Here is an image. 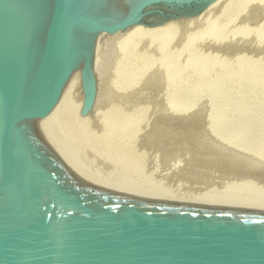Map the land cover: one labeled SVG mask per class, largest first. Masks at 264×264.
Listing matches in <instances>:
<instances>
[{
    "label": "water",
    "instance_id": "1",
    "mask_svg": "<svg viewBox=\"0 0 264 264\" xmlns=\"http://www.w3.org/2000/svg\"><path fill=\"white\" fill-rule=\"evenodd\" d=\"M216 1L0 0V264H264V216L145 201L129 175L65 148L47 117L75 71L92 112L98 35Z\"/></svg>",
    "mask_w": 264,
    "mask_h": 264
},
{
    "label": "rangeland",
    "instance_id": "2",
    "mask_svg": "<svg viewBox=\"0 0 264 264\" xmlns=\"http://www.w3.org/2000/svg\"><path fill=\"white\" fill-rule=\"evenodd\" d=\"M236 2L234 1V7L232 5L231 7L237 10V13L231 8V11L225 15L226 17H223L224 19L218 21L219 25L222 26L221 30L223 28L221 31L220 26H218V29L220 30V37L218 35V37L216 36L217 33L211 34V32H208L209 29H207L208 27L206 23H208V25L210 23H218L217 20H219V18H216V20L215 17L212 16H216L218 14V10H214L217 13L211 14L208 17L209 20L207 18L208 15L205 16L203 24L206 26V28L203 25L201 26L202 22H200V27H198V25L196 26L197 29L195 26L192 30L190 29L191 33H189L190 31L187 33L185 32L186 34H184L183 31H179L180 33L176 32L174 36H171L172 39L170 38V41L168 40V43L165 41V43L163 42L164 45H159V41V43L154 45L152 44V46L143 40L142 42L138 41L140 43L137 44V41L134 40L131 43L136 45L132 44L133 46L129 43L130 46L127 45L125 46L126 48H124L121 44H115L118 50L116 49V46L114 47V45L110 46L112 48L114 47L113 49H110V47L107 48L104 52L105 54L103 53V61L99 59L100 62H98L105 63L98 64V66H105L104 68L99 66V71L96 73V75H98L96 76L97 83H99L100 80L102 85L106 84L105 86L101 87L99 86L100 83L97 84L100 87L99 88L97 86V95L101 90V101L103 103L101 102L100 105L98 104L99 107L94 112V119L89 122L90 126H87L88 129H78V133L81 130L82 134L81 131L80 134L82 136L83 134L85 135L84 138L80 137V140H78V136L80 134L78 135L77 129L75 130L78 136L76 135L75 131H73V129L71 131V128L70 130L67 128V131L64 132V134L66 133L67 135L68 133H71L68 134L69 137L65 135V138L62 140L64 146H67L66 148L69 150L71 149L73 153L76 152L77 154H75L84 160L100 163L122 173L124 172V174H127L132 178L133 182H139V184L143 182V185L146 187L145 189L158 190L160 193L164 192L167 196L170 195L171 197H176L178 199H189V201L202 202L203 199L226 197L232 192V189L235 186L234 184L231 185V183L234 181L239 182V179L240 182H243L242 179L244 180V183L242 184H246L245 187H247L248 190H253L255 187L254 185L257 183V187L255 188L256 190L257 188L260 189L259 182H263L260 184L262 186L261 189L257 190L262 192L261 190L264 188V179H262L264 178L262 177V175L264 176V153H261V149L264 145V137L262 136L263 133L261 134V130L264 125H255L250 127L248 124L255 119L264 122V73H262L264 72V17L262 18V16H264V0H258V2H256V0H245L244 2L241 1L239 2L241 5L237 4L241 8L236 5ZM242 5L244 8H242ZM250 6L253 7V12ZM246 7L247 10L249 9V12L246 11ZM254 10H257V13H255ZM238 12L241 14V16H239L240 14ZM236 14L239 18L236 16ZM236 17L237 20H235ZM211 18H213V20ZM261 19L263 21L260 23ZM231 24L233 25L230 26ZM202 27H204L206 31H203ZM232 27L233 29H238H236L237 34L235 30L232 31ZM224 32L227 34H223ZM246 33L248 35L244 37V34ZM208 34H211V36ZM187 35H190L189 37L192 38L189 39ZM212 36L219 39L217 40L213 38L212 41ZM183 38L185 39L183 40ZM208 38L212 42H209ZM206 41H208L210 44H207ZM180 42H184L185 44H181ZM220 42L222 45H225L226 43V47L224 46V48H221L222 45ZM229 43L231 47H234L233 50L229 46ZM214 45H216V47ZM210 47H214V49ZM215 48L217 49L215 50ZM219 48L220 51L218 50ZM225 48L226 50H224ZM133 49L134 53L136 52L135 55L133 53ZM236 49L239 50L235 51ZM111 50H114L113 55ZM175 50H179L180 55L178 51ZM216 51L219 52L220 55L216 53ZM125 52L127 54H124ZM175 53L176 55L178 53L177 57ZM213 53H215V55ZM157 54H160L161 57L159 55L157 56ZM236 54L238 56H236ZM105 55H110L111 57L113 56V58H105ZM123 55H126L127 58ZM169 55L170 58L174 55V58H171L173 60H169ZM239 56L242 57L240 58ZM157 57H160L161 59H158ZM230 59L233 61L230 62ZM236 59H238L240 63H238L239 61ZM104 60H108L107 63ZM229 63H233L231 64L232 66L230 65L231 67L228 65ZM158 64H161V66H158ZM219 64H221V67H223L221 68ZM234 64L236 66H233ZM154 66H158L159 70H157V68L155 70ZM119 67L122 68L120 69ZM101 68L102 70H100ZM117 68L122 71L124 69L125 70L122 72ZM216 69H220V71L218 72ZM148 71L153 72L150 73ZM260 72L262 74H260ZM102 74L105 75L102 76ZM205 74L207 75L206 77ZM260 75H262V77ZM99 77L101 78L99 79ZM102 77L103 79L105 78V82H103L104 80L102 81ZM171 78L173 80H171ZM166 79L169 81L167 82ZM162 81L164 84H168L164 85ZM108 88H114L110 91L112 92L111 95H115L117 93L115 96H118L110 97L111 95ZM104 92H106L105 95ZM106 94L108 95V99L106 98ZM102 98H106L107 101H103ZM122 105H127V107L134 106L133 108L138 112H135L134 114V111H132L134 109L132 107V110L130 109L129 111V107L126 110L125 107L124 109L122 108ZM121 109L123 110V113L125 112V115L127 114V116L123 114L120 116L122 113ZM109 110H112V112L110 113ZM128 112H130V114ZM81 113L82 112L80 111V115ZM106 113L113 115V118L110 115L111 119L109 116L108 119L109 123L111 121V124L116 127V131L114 133L112 131V133L108 136L109 138L103 135L106 140L108 139L107 141L101 135L103 130L104 134L105 130L108 131L109 129L108 126L105 127V123H108ZM114 114L116 115V120H114ZM117 114H119V116H117ZM103 115L107 121L103 118ZM98 116H100V118L102 116V118L105 120V125L102 123L104 122L102 121V118L100 120ZM99 120L102 121L101 125H99ZM131 121H133V123L136 121V125H138L134 128L132 127V129L130 127L129 129H126V124H130ZM168 123L170 125H168ZM171 126L174 127L172 128V132L170 134L168 132L171 129ZM175 126L178 130L175 128ZM122 127H125V129ZM257 127L259 128L257 129ZM129 130L132 131L129 132ZM119 131L122 132L120 133ZM85 133H88L89 136ZM120 134H122V136ZM86 135L88 139L90 137V141H87ZM119 135L120 138L117 139ZM114 136H117V138ZM74 137H76L77 142H71V139L69 141V138H72V141H74ZM83 139H85L88 144H86V142L83 143V141H81ZM80 141L82 143H80ZM252 141L255 143L253 144ZM91 142H93V144ZM71 143H79V145L81 144L83 146L76 145L78 149L76 148L77 150H74L72 149L73 144ZM246 146L248 147L246 148ZM112 149L114 151H111ZM116 149L119 151H115ZM240 149H242V151ZM235 157L238 159L233 160ZM240 172V177L242 176L241 178L239 177ZM236 173H238V175H236ZM149 177L151 178L149 179ZM255 179L258 181H254ZM237 182H234L236 183L235 188L240 185L239 183L237 184ZM252 182L257 183L253 184ZM147 184H149V186ZM229 186L233 187L231 188ZM240 193H242V191L237 190L234 192L236 196L240 195Z\"/></svg>",
    "mask_w": 264,
    "mask_h": 264
},
{
    "label": "bare ground",
    "instance_id": "3",
    "mask_svg": "<svg viewBox=\"0 0 264 264\" xmlns=\"http://www.w3.org/2000/svg\"><path fill=\"white\" fill-rule=\"evenodd\" d=\"M234 1L236 2V0H217L216 2H214V4H212L210 7H208L204 12H203V14H201L200 16H198V17H196V18H194V19H190V20H180V21H173V22H171V23H169V24H167V25H165V26H163V27H159V28H147V27H145V26H142V25H139V26H136V27H133V28H131V29H129V30H127V31H125V32H121V33H118V34H115V35H109V34H100V35H98L97 36V39H96V42H95V53H94V68H95V71H96V73L99 71V69H98V67L100 66H98V64H105V63H103V62H101V63H98V62H100V60H102V58H103V55L105 54L104 52L106 51V49L107 48H109L111 45L113 46L114 45V47L117 45V44H121V45H123L122 47H124V48H126L125 46H127V45H129L130 46V44L132 45L133 43H131L132 41H137V44L138 43H140V42H138V41H141L142 42V40L143 41H145V42H147L149 45H154V44H156V43H159V41H160V43H159V45L160 44H163V42L165 41V42H169L170 41V38H171V36H174V34L177 32V33H180L181 31H183L184 32V34H186L187 32H189V33H191V30L194 28V26L196 27V26H198L199 24H200V22H202V24H201V26L203 25V26H205L203 23V21H204V19H205V16H207V18L211 15V14H216L217 12H215V11H217L218 10V14L215 16V15H212L213 17H215V19L217 18H219V20H217V22L218 21H221L222 19H224L223 17H226L225 15L227 14V13H229V11H231V5L233 6V4H234ZM241 1H245V0H237V2H236V5L237 4H239V2H241ZM261 1V0H260ZM113 2V3H112ZM112 2H111V4L113 5H115V3H117V0H112ZM242 2V3H243ZM256 2H258V0H256ZM250 3V2H249ZM260 4V3H259ZM239 5H241V3L239 4ZM244 5V4H243ZM243 5H242V8H244L243 7ZM256 5H257V3H256ZM103 6H107L106 4L105 5H103ZM238 6V5H237ZM246 6H247V3H246ZM115 7H116V5H115ZM119 7V6H118ZM234 7V6H233ZM239 7V6H238ZM238 7H235V8H238ZM254 7H255V5H254ZM258 7V6H257ZM239 8H241V7H239ZM250 8H252V12H253V7L252 6H250ZM232 9H234V8H232ZM246 9V11H248L247 10V7L245 8ZM244 9V10H245ZM255 9V8H254ZM215 10V11H214ZM240 10V9H239ZM242 10V9H241ZM214 11V12H213ZM233 11V10H232ZM236 11V13H237V10H235L234 9V12ZM243 11V10H242ZM255 11V10H254ZM245 12V11H244ZM249 12V11H248ZM239 13V12H238ZM242 13V12H241ZM255 13H257V10L255 11ZM259 13V12H258ZM233 14V13H232ZM231 14V15H232ZM240 14V13H239ZM244 15V14H243ZM227 16H229V15H227ZM236 16H237V14H236ZM239 16H241V14L239 15ZM250 16H252V15H250ZM238 17V16H237ZM237 17H236V19L235 20H237ZM264 16H262V18H263ZM239 18V17H238ZM212 20H213V18H211ZM210 19V20H211ZM227 19V18H226ZM241 19V18H240ZM239 19V20H240ZM208 20H209V18H208ZM231 20V19H230ZM229 20V21H230ZM238 20V21H239ZM258 20H259V18H258ZM226 21V20H225ZM224 21V22H225ZM232 21V20H231ZM263 20L261 19L260 20V23L262 22ZM211 22V21H210ZM209 22V23H210ZM214 22H215V20H214ZM237 23V22H236ZM264 23V22H263ZM207 24V29H209V31L208 32H211V34H216V36L218 35L219 36V33H220V30H221V27L222 26H220L219 25V22L218 23H210L209 25H208V23H206ZM215 24V25H214ZM227 24V23H226ZM230 24V23H229ZM228 25V24H227ZM233 24H231L230 26H232ZM235 25V24H234ZM218 26H220V30L218 29L219 27ZM224 26V25H223ZM237 26V25H236ZM198 27H200V25L198 26ZM234 27V26H233ZM233 27H232V31L233 30H235V32H236V34H237V31H236V29L234 28L233 29ZM203 28V31L205 30L204 29V27H202ZM205 28H206V26H205ZM228 28H229V26H228ZM191 29V30H190ZM196 29H197V27H196ZM195 29V30H196ZM222 30H223V28H222ZM221 30V31H222ZM227 30H230V29H227ZM238 30V29H237ZM180 31V32H179ZM194 31V30H193ZM206 31V30H205ZM226 31V30H225ZM186 32V33H185ZM207 32V33H208ZM229 32V31H228ZM234 32V33H235ZM198 33H199V31H198ZM234 33H232V34H234ZM182 34V33H181ZM183 34V35H184ZM202 34V33H201ZM211 34H208V35H210L211 36ZM221 34H222V32H221ZM223 34H227L226 32H224ZM250 34V33H249ZM235 35V34H234ZM246 35H248L247 33L246 34H244V37L246 36ZM190 36V35H189ZM188 35H187V37H189ZM195 36H196V34H195ZM214 36V35H213ZM212 36V39H211V37H210V39L213 41V38H215V37H213ZM217 36V37H218ZM228 36V35H227ZM232 36V35H231ZM85 35L84 34H79V38L80 39H85ZM184 37H186V36H184ZM194 37V36H193ZM198 37V36H197ZM220 37V36H219ZM190 38H192V37H189V39ZM225 38V37H224ZM233 38V37H232ZM172 39V38H171ZM185 38H183V40H184ZM197 39V38H196ZM215 39H217V38H215ZM219 39V38H218ZM217 39V40H218ZM169 40V41H168ZM208 40H209V38H208ZM158 41V42H157ZM212 41H210L209 40V42H212ZM164 42V43H165ZM204 42V41H203ZM203 42H202V44H203ZM218 42V41H217ZM233 42V41H232ZM130 43V44H129ZM134 43H136V42H134ZM181 44H183L182 42H180ZM206 43L207 44H210V43H208V41H206ZM231 43V42H230ZM230 43H229V46H230ZM116 44V45H115ZM147 44V45H148ZM185 44V43H184ZM214 44H215V42H214ZM217 44V43H216ZM220 44H221V42H220ZM224 44V43H223ZM133 45H136V44H133ZM132 45V46H133ZM148 45V46H149ZM152 45V46H153ZM164 45V44H163ZM204 45H205V43H204ZM219 45V44H218ZM222 45V44H221ZM221 45H219V46H221ZM225 45H226V43H225ZM225 45H222L221 46V48H224V46ZM232 45H234V44H232ZM147 46V47H148ZM181 46V45H180ZM182 46H184V45H182ZM215 47H216V45H214ZM235 46V45H234ZM113 47V48H114ZM119 47H120V45H119ZM136 47H138V46H136ZM155 47V46H154ZM208 47V46H207ZM206 47V48H207ZM218 47V46H217ZM226 47V46H225ZM231 47V46H230ZM112 47H110V49H111ZM112 48V49H113ZM134 48V47H133ZM149 48V47H148ZM147 48V49H148ZM210 48H213L214 49V47H210ZM209 48V49H210ZM229 48V47H228ZM232 48V50H233V46L231 47ZM237 48V47H236ZM110 49H108V50H110ZM116 49H117V46H116ZM150 49H151V47H150ZM217 48H215V50H216ZM230 49V48H229ZM108 50H107V52H108ZM118 50V49H117ZM129 50V49H128ZM130 50H131V48H130ZM129 50V51H130ZM137 50V49H136ZM219 51H220V48L218 49ZM224 50H226V48L224 49ZM224 50H223V52H224ZM239 50V49H238ZM237 49L235 50V51H238ZM114 51V50H113ZM112 50H111V53H112V55H113V52ZM143 51H144V49H143ZM175 51H178V53L180 52L179 50H175ZM107 52H106V54H107ZM138 52V51H137ZM146 52V51H145ZM222 52V51H221ZM220 52V53H221ZM104 53V54H103ZM131 53V52H130ZM133 53H134V49H133ZM136 53V52H135ZM135 53H134V55H135ZM139 53V52H138ZM178 53H177V55H178ZM182 53V52H181ZM210 53V52H209ZM208 53V54H209ZM216 53H218L219 54V52H217L216 51ZM101 54H102V57H101ZM109 54V53H108ZM124 54H127L126 52L124 53ZM128 54H129V52H128ZM184 54V53H183ZM185 54H187V53H185ZM204 54V53H203ZM212 54V53H211ZM214 55H215V53H213ZM237 54H240V53H237ZM236 54V56H238ZM243 54V53H242ZM131 55V54H130ZM156 55V54H155ZM155 55H152V56H155ZM160 56L161 57V55L160 54H157V56ZM171 55V54H170ZM170 55L168 56L169 58H170ZM175 55H176V53H175ZM177 55H176V57H177ZM179 55H180V53H179ZM207 55V54H206ZM210 55V54H209ZM213 55V56H214ZM220 55V54H219ZM222 55V54H221ZM106 56V55H105ZM104 56V57H105ZM124 57H126V55H123ZM123 56H122V58H123ZM185 56V55H184ZM212 56V57H213ZM235 56V57H236ZM110 58L111 56L110 55H108V56H106L105 58ZM132 57H133V54H132ZM136 57V56H135ZM134 57V58H135ZM158 58V59H161V58ZM164 57V56H163ZM175 57V58H176ZM195 57H196V54H195ZM201 57H202V55H201ZM214 57H216V56H214ZM217 57H218V55H217ZM232 57V56H231ZM240 57V56H239ZM242 57V56H241ZM240 57V58H241ZM111 58H113V56L111 57ZM127 58V57H126ZM126 58H124V59H126ZM129 58H130V56H129ZM137 58V57H136ZM168 58V59H169ZM171 58H174V55H173V57H171ZM169 59V60H173V59ZM233 58H234V56H233ZM250 58V57H249ZM100 59V60H99ZM227 59V58H226ZM225 59V60H226ZM109 60V59H108ZM108 60H104L106 63H107V61ZM112 60V59H111ZM116 60V59H115ZM121 60V59H120ZM127 60H129V59H127ZM130 60H132V59H130ZM153 60V59H152ZM155 60V59H154ZM175 60V59H174ZM224 60V59H223ZM222 60V61H223ZM228 60V59H227ZM231 60V59H230ZM236 60H238V59H236ZM103 61V60H102ZM124 61V60H123ZM233 60H231L230 62H232ZM239 61V60H238ZM120 62V61H119ZM128 62V61H127ZM132 62V61H131ZM162 62V61H161ZM227 62V61H226ZM121 64H123L122 62H120ZM139 63V62H138ZM238 63H240V61L238 62ZM145 64V63H144ZM163 64V63H162ZM231 64H233V63H231ZM230 63L228 64L229 66L231 65ZM235 64H236V62H235ZM233 65V66H236V65ZM124 65V64H123ZM122 65V66H123ZM140 65V64H139ZM149 65V64H148ZM161 66V64H158V66ZM220 65V67H221V64H219ZM224 65V64H223ZM102 66V65H101ZM100 66V67H101ZM105 66V65H104ZM104 66H102L103 68H104ZM115 66H116V64H115ZM128 66H129V64H128ZM132 66V65H131ZM135 66V65H134ZM141 66V65H140ZM158 66L156 67V66H154L155 67V70H156V68H157V70H159L158 69ZM227 66V65H226ZM232 66V65H231ZM230 66V67H231ZM99 67V68H100ZM118 67V66H117ZM139 67V66H138ZM153 67V68H154ZM219 67V66H218ZM218 67H216V68H218ZM223 67V66H222ZM221 67V68H222ZM229 67V68H230ZM108 68V67H107ZM106 68V69H107ZM110 68V67H109ZM120 68V67H119ZM119 68H117V69H119ZM122 68V67H121ZM120 68V69H121ZM125 68V67H124ZM131 68V67H130ZM141 68V67H140ZM150 68V67H149ZM152 68V67H151ZM228 68V67H227ZM119 69V70H120ZM161 69H162V67H161ZM160 69V70H161ZM211 69H214V68H211ZM226 69V68H225ZM100 70H102V68L100 69ZM104 70V69H103ZM116 70V69H115ZM125 70V69H124ZM123 70V71H124ZM131 70V69H130ZM132 70H134V69H132ZM216 70H218V69H216ZM222 70V69H221ZM105 71V70H104ZM104 71H103V73H104ZM120 71H122V70H120ZM122 71V72H123ZM129 71V70H128ZM137 71H138V69H137ZM141 71V70H140ZM139 71V72H140ZM220 71V69L218 70V72ZM118 72V71H117ZM121 72V73H122ZM148 72H153V71H148ZM147 72V73H148ZM100 73V72H99ZM102 73V72H101ZM135 73V72H134ZM205 73V72H204ZM207 73V72H206ZM213 73H214V71H213ZM217 73V72H216ZM262 73H264V72H262ZM261 72H260V74H262ZM123 74H125V73H123ZM259 74V73H258ZM100 75V74H99ZM103 75H105V74H102V76ZM211 75V74H210ZM96 76H98V75H96ZM202 76H203V74H202ZM207 75L205 74V77H206ZM258 76V75H257ZM261 77H262V75H260ZM259 76V77H260ZM264 76V75H263ZM105 77V76H104ZM101 77H99V79H100ZM127 78V77H126ZM126 78H125V80H126ZM168 78H170V77H168ZM167 78V79H168ZM173 78V77H172ZM171 78V80H173ZM242 78V77H241ZM105 79V78H104ZM103 79V77H102V81L104 80ZM167 79H166V81H167ZM261 79H263V78H261ZM128 81H129V79H128ZM131 81V80H130ZM165 81V80H164ZM169 81V80H168ZM167 81V82H168ZM244 81V80H243ZM242 81V82H243ZM96 82H97V80H96ZM103 82H105V80L103 81ZM102 82V83H103ZM241 82V81H240ZM100 83V84H99ZM99 83H97V84H99V86L101 87V86H105L104 84L102 85L101 84V81L99 80ZM131 83V82H130ZM162 83H163V81H162ZM82 83H81V74H80V71H75L74 72V74L72 75V77H71V79H70V81L68 82V84L66 85V87H65V89H64V92H63V94H62V96H61V98H60V100L58 101V103L56 104V106L54 107V109L51 111V113L47 116V117H49V119L51 120V122H52V124H53V126H54V128H55V130H56V132H57V134H58V136L60 137V139H61V141L65 138V135H66V133L64 134V132H66L67 131V128L70 130V128H71V131H72V129H73V131H75V133H76V130L75 129H77V133H78V129H80V128H84V129H88V127L87 126H90V124H89V122L90 121H92V119H94V112L96 111V109H98V104L100 105L101 104V90L99 91V93H98V95H96V100H95V105H94V110H93V112L91 113V114H89L88 116H81L80 115V111L82 112V109H83V100H84V94H83V90H82V85H81ZM164 84V83H163ZM166 84H168V83H165L164 85H166ZM119 85V84H118ZM123 85V84H122ZM163 85V86H164ZM98 86V85H97ZM98 86V87H99ZM120 86V85H119ZM162 86V85H161ZM99 87V88H100ZM257 87V86H256ZM259 87V86H258ZM103 88V87H102ZM118 88V87H117ZM120 88V87H119ZM153 88V87H152ZM262 88V87H261ZM106 89V88H105ZM109 89V88H108ZM111 89H114V88H110L109 89V92L111 91ZM115 89H116V87H115ZM126 89V88H125ZM260 89V88H259ZM98 90V89H97ZM121 90V89H120ZM255 90H257V89H255ZM260 90H262V89H260ZM103 91V90H102ZM116 91H117V89H116ZM127 91H128V89H127ZM108 92V91H107ZM114 92V91H113ZM105 93L106 92H104V95H105ZM111 93L112 92H110V95H111ZM115 93V92H114ZM122 93V92H121ZM117 94V93H116ZM115 94V95H116ZM120 94V93H119ZM243 94V93H242ZM115 95H111L110 97H113V96H115ZM108 95L106 94V98L108 99V97H107ZM118 96V95H117ZM117 96H115V97H117ZM174 96V95H173ZM240 96H241V94H240ZM105 97V96H104ZM239 97V96H238ZM106 98L104 99V98H102L103 99V101L105 100V101H107L106 100ZM116 99V98H115ZM114 100V99H113ZM111 101V100H110ZM156 101H159V100H156ZM103 103V102H102ZM148 103V102H147ZM104 104H106V103H104ZM149 104V103H148ZM150 104H151V102H150ZM161 104V103H160ZM159 104V105H160ZM124 105V104H123ZM122 105V106H123ZM108 106V105H107ZM119 106V105H118ZM145 106H146V104H145ZM162 106V105H161ZM105 107V106H104ZM124 107H125V109L127 110L128 109V107H129V111H130V109H131V107L132 106H128L127 107V105L126 106H123L122 108L124 109ZM127 107V108H126ZM134 107V106H133ZM132 107V108H133ZM185 107V106H184ZM141 108V107H140ZM148 108V107H147ZM146 108V109H147ZM182 108H183V106H182ZM118 109H119V107H118ZM118 109H117V111H118ZM134 109V108H133ZM139 109V108H138ZM122 110V109H121ZM125 110V111H126ZM132 110V109H131ZM107 111V110H106ZM110 111V110H109ZM116 111V110H115ZM132 111H134L133 113L135 114V112H138V111H135V109L134 110H132ZM186 111V110H185ZM112 112V110L110 111V113ZM109 113V112H108ZM108 113H106V115H107V119L110 117V119H111V116H112V118H113V115L112 114H108ZM119 113V112H118ZM129 114H130V112H128ZM82 114V113H81ZM105 114V113H104ZM125 115V112L123 113V110H122V113L120 114V116L121 115ZM139 114V113H138ZM115 115V114H114ZM96 116V115H95ZM109 116V117H108ZM117 116H119V114H117ZM125 116H127V114L125 115ZM124 116V117H125ZM131 116V115H130ZM188 116V115H187ZM132 117V116H131ZM137 117V116H136ZM135 117V118H136ZM140 117V116H139ZM98 118H100V116H98ZM101 118H102V116H101ZM101 118H100V120H101ZM103 118H104V115H103ZM102 118V121H104V122H102V121H98V122H100V124L99 125H101V122L104 124L105 123V120L107 121V119H103ZM116 118V115H115V117H114V120H116L115 119ZM138 118V117H137ZM187 118V117H186ZM185 118V119H186ZM119 119H120V117H119ZM133 119H134V116H133ZM139 119V118H138ZM113 120V119H112ZM118 121V120H117ZM134 121V120H133ZM133 121H131V123L129 124H126V129H129V127L132 129V127L134 128L135 126H137L136 125V121L133 123ZM139 121V120H138ZM137 121V122H138ZM94 122V121H93ZM226 122V121H225ZM251 122V121H250ZM92 123V122H91ZM114 123V122H113ZM206 123V122H205ZM224 123V122H223ZM247 123H249V122H247ZM106 124V125H105ZM104 125H105V127L106 126H108L109 127V129H108V131L107 130H105V133L103 134V132H104V130H103V132H102V137H104V136H109L111 133H112V131H113V133L116 131V127L113 125V124H111V121H110V123H109V119H108V123L106 122ZM215 124V123H214ZM218 124V123H217ZM219 124H221V123H219ZM118 125V124H117ZM116 125V126H117ZM123 125V124H122ZM168 125H170L169 123H168ZM210 125V124H209ZM221 125H223V124H221ZM244 125V124H243ZM243 125H241V126H243ZM250 127L251 126H255V125H259V126H262V125H264V122L263 121H258V119L256 120H252V122L251 123H249L248 124ZM93 126V125H92ZM97 126V125H96ZM95 126V127H96ZM184 126H187V125H184ZM217 126V125H216ZM220 126V125H219ZM85 127H87V128H85ZM94 127V126H93ZM99 127V126H98ZM119 127V126H118ZM125 127H122V128H124L125 129ZM174 127V126H173ZM172 126H171V129L169 130V132L168 133H170L171 134V132H172V128H173ZM223 127V126H222ZM224 127H225V125H224ZM137 128V127H136ZM175 128L177 129V127L175 126ZM216 128V127H215ZM218 128V127H217ZM220 128V127H219ZM259 127H257V129H258ZM260 128H262V127H260ZM100 129V128H99ZM120 129V128H119ZM68 130V131H69ZM83 130V129H82ZM122 130V129H121ZM135 130V129H134ZM178 130V129H177ZM264 127L262 128V130H261V134L263 133V137H264ZM81 131V130H80ZM80 131H79V133H78V135L80 134ZM85 131H87V130H85ZM96 131V130H95ZM106 131H107V133H106ZM123 131V130H122ZM121 131V132H122ZM126 131V130H125ZM132 131V130H131ZM130 130H129V132H131ZM259 131H260V129H259ZM263 131V132H262ZM83 132H84V130H83ZM89 132V131H88ZM97 132V131H96ZM96 132H95V134H96ZM120 132V131H119ZM120 132V133H121ZM124 132V131H123ZM127 132H128V130H127ZM174 132H175V130H174ZM71 133V132H70ZM70 133H68V134H70ZM73 133V132H72ZM77 133H76V135H77ZM117 133V132H116ZM167 133V134H168ZM227 133V132H226ZM68 134L66 135V136H68ZM81 134H82V131H81ZM80 134V135H81ZM85 134H88V133H85ZM94 134V135H95ZM100 134H98V135H100ZM125 134H126V132H125ZM148 134V133H147ZM237 134V133H236ZM72 135V134H71ZM77 135V136H78ZM76 136L77 138H78V140H80V137H83L84 138V134H83V136L81 135V136ZM93 135V134H92ZM104 135V136H103ZM116 135V134H115ZM121 136H122V134H120ZM120 135H119V137L117 138V136H114V137H116L117 139H119L120 138ZM127 135V134H126ZM226 135V134H225ZM238 135V134H237ZM88 136H89V134H88ZM112 136V135H111ZM69 137V136H68ZM76 137H74L75 139H74V141H72V138H69V141H70V139H71V142H77V139H76ZM97 137V136H96ZM101 137V136H100ZM126 137V136H125ZM86 138H87V135H86ZM109 138V137H108ZM124 138V137H123ZM127 138V137H126ZM221 138V137H220ZM223 138V137H222ZM82 139V138H81ZM95 139V138H94ZM104 139H105V137H104ZM116 139V140H117ZM131 139V138H130ZM129 139V140H130ZM100 140V139H99ZM106 140V139H105ZM104 140V141H105ZM108 140V139H107ZM106 140V141H107ZM81 141H83V143H85L86 142V144H88L87 143V141H90V137H89V139L87 138V141L85 140V139H83V140H81ZM80 141V143H82ZM93 141V140H92ZM95 141H96V139H95ZM125 141V140H124ZM158 141V140H157ZM217 141V140H216ZM109 142H110V140H109ZM113 142V141H112ZM126 142V141H125ZM131 142V141H130ZM136 142H137V140H136ZM155 142V141H154ZM218 142V141H217ZM253 142V141H252ZM63 143V142H62ZM92 144H93V142H91ZM99 143V142H98ZM101 143V142H100ZM248 143V142H247ZM255 142H253V144H254ZM71 144H73V143H71ZM111 144V143H110ZM115 144V143H114ZM126 144V143H125ZM155 144V143H154ZM219 144V143H218ZM252 144V145H253ZM64 145V144H63ZM76 145L77 146H80L79 145V143H77V144H73L72 145V149H78V147H76ZM113 145V144H112ZM159 145V144H158ZM162 145V144H161ZM262 145V144H261ZM260 145V146H261ZM81 146H83V145H81ZM84 146H85V144H84ZM90 146V145H89ZM96 146V145H95ZM160 146V145H159ZM217 146V145H216ZM222 146V145H221ZM65 147V146H64ZM67 147V146H66ZM65 147V148H66ZM93 147V146H92ZM248 146H246V148H247ZM251 147V146H250ZM249 147V148H250ZM70 148V147H69ZM106 148V147H105ZM158 148V147H157ZM245 148V147H244ZM252 148V147H251ZM256 148V147H255ZM259 148V147H258ZM261 148V147H260ZM68 149V148H67ZM76 149V150H77ZM81 149H82V147H81ZM86 149V148H85ZM88 149V148H87ZM119 149V148H118ZM118 149H116L115 151H119ZM69 150V149H68ZM84 150V149H83ZM122 150V149H121ZM135 150V149H134ZM241 151H242V149H240ZM70 151H72L71 149H70ZM111 151H114L113 149L111 150ZM240 151V152H241ZM245 151V150H244ZM259 151V150H258ZM261 153L263 154L264 153V145L262 146V149H261ZM134 152V151H133ZM238 152V151H237ZM76 153V152H75ZM80 153H81V151H80ZM109 153H111V152H109ZM116 153V152H115ZM118 153V152H117ZM120 153V152H119ZM234 153H235V151H234ZM77 154V153H76ZM108 154V153H107ZM128 154H129V152H128ZM257 154H259V153H257ZM106 155V154H105ZM110 155H112V154H110ZM238 155H239V153H238ZM264 155V154H263ZM120 156V155H119ZM131 156V155H130ZM236 156V155H235ZM125 157V156H124ZM116 159V158H115ZM120 159V158H119ZM123 159V158H122ZM236 159H238L237 157H235V159H233V160H236ZM100 160V159H99ZM126 160V159H125ZM121 161V160H120ZM123 161V160H122ZM257 163V162H256ZM255 163V164H256ZM252 164V163H251ZM258 164V163H257ZM115 165V164H114ZM125 165V164H124ZM226 165V164H225ZM128 166V165H127ZM129 167H130V165H129ZM246 169V168H245ZM244 170V169H243ZM239 171V170H238ZM247 171V170H246ZM251 171V170H250ZM237 172V171H236ZM124 173V172H123ZM249 173V172H248ZM262 174V173H261ZM236 175H238V173H236ZM235 175V176H236ZM240 175H241V172H240V174H239V177H240ZM244 175V174H243ZM256 176V175H255ZM238 177V176H237ZM236 177V178H237ZM242 177V176H241ZM240 177V178H241ZM259 177V176H258ZM262 177H264L263 175H262ZM151 177H149V179H150ZM238 179V178H237ZM258 179H260V178H258ZM262 179H264V178H262ZM148 180V179H147ZM250 180V179H249ZM257 179H255L254 181H256ZM135 181V180H134ZM234 181V180H233ZM239 182H237V181H234V182H237V184L239 183L240 185H238L236 188H235V186H236V183H231V185L232 184H234L235 186H234V188L232 189V192L230 193L229 191V195H227L226 197H216V199H210V198H208V199H203L202 200V202H195V201H189V199H178V198H174V197H171L170 195H166V193H160L158 190H153V189H145L146 187L143 185V182L141 183V184H139V182L137 183V182H134L135 183V185H136V187L138 188V190H139V192L141 193V195H142V197L144 198V200L145 201H151V202H155V203H159V204H165V205H171V206H180V207H184V208H192V209H202V210H212V211H226V212H235V213H241V214H259L260 216H264V188L261 190L262 192H259V191H257V190H260L261 189V185L260 184H262L261 182H259L260 184H259V188L260 189H258L257 188V190H256V188L255 187H257L256 185L258 184L257 182V184L255 183V182H252L253 184L255 183L256 185H254L253 187L255 188H253V190H248L247 189V187H245V185L246 184H242V183H244V180L242 179V181L243 182H240V179L238 180ZM247 181V180H246ZM253 181V180H252ZM258 181V180H257ZM261 181V180H260ZM145 182V181H144ZM150 182V181H149ZM137 183V184H136ZM146 184V183H145ZM227 184H229V183H227ZM242 184V185H241ZM148 186H149V184H147ZM252 186V185H251ZM151 187V186H150ZM229 187H231V186H229ZM229 187H228V189H229ZM233 187V186H232ZM231 187V188H232ZM158 189V188H157ZM230 190V189H229ZM242 191V193H240V195H238V196H236L235 194H234V192H236V191Z\"/></svg>",
    "mask_w": 264,
    "mask_h": 264
}]
</instances>
